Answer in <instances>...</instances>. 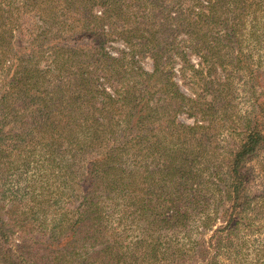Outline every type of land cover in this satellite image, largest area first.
Returning a JSON list of instances; mask_svg holds the SVG:
<instances>
[{"label": "trees", "instance_id": "1", "mask_svg": "<svg viewBox=\"0 0 264 264\" xmlns=\"http://www.w3.org/2000/svg\"><path fill=\"white\" fill-rule=\"evenodd\" d=\"M262 59L264 0H0V264H232Z\"/></svg>", "mask_w": 264, "mask_h": 264}, {"label": "rangeland", "instance_id": "2", "mask_svg": "<svg viewBox=\"0 0 264 264\" xmlns=\"http://www.w3.org/2000/svg\"><path fill=\"white\" fill-rule=\"evenodd\" d=\"M250 49L252 48L249 46ZM124 46L121 44V42H110L105 45V51L109 52L111 55L116 56L119 50L123 49ZM256 51L255 49L253 50ZM190 64H193L194 66L197 65V58L194 56L189 57ZM262 62H264V59H262ZM264 64V63H263ZM140 65L143 67L144 70L150 71L151 70V61L149 59H143L140 61ZM180 67H182V62L177 61L176 64L173 66V71L175 74L174 80L179 84L180 89L184 93H189L187 90V87L183 84L181 76H180ZM187 83V82H186ZM236 90H238L239 94L237 97V103L239 105V108H245L246 107V99L244 97L243 91L245 88L241 86V84L238 83L235 85ZM178 120L182 123L186 124H192V119H189L186 117L185 114H179ZM260 160H255L251 163L252 170H261L262 163L259 162ZM261 163V164H260ZM261 171H255V174L252 176L251 182H253V189L258 195L259 203L257 209V215L251 216L255 217L253 220V223L251 225V229L247 230L246 232H242L240 234V240L242 241L243 245L232 264H264V173ZM261 196V197H260ZM45 200H48L49 198L43 197ZM39 201H43L39 199ZM51 203V202H50ZM46 203H42L43 206H45ZM41 205V206H42ZM55 206L50 209V212H53L55 210ZM254 212V211H251ZM221 223L216 220V222L212 223V227L208 229L206 235L204 236L205 239L208 238V236L211 234V232L217 228ZM225 258L219 257L216 262L212 264H229Z\"/></svg>", "mask_w": 264, "mask_h": 264}]
</instances>
